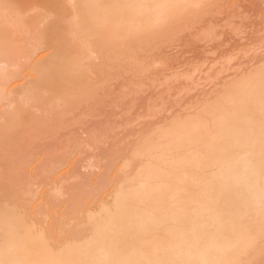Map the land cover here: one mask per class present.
Here are the masks:
<instances>
[{"label":"bare ground","instance_id":"6f19581e","mask_svg":"<svg viewBox=\"0 0 264 264\" xmlns=\"http://www.w3.org/2000/svg\"><path fill=\"white\" fill-rule=\"evenodd\" d=\"M12 1L0 0V105L3 104L2 106L5 105L4 107L7 108L4 114L0 115V119H3L0 125V137H4L6 132H17L20 121L24 119L28 110L25 107H34L37 111L55 114L57 118L70 112L69 108H72L73 106H70L75 102L74 100L70 103V97L74 95L76 96L74 99L78 101V98L83 99L82 96L89 91L87 83L85 85L82 78L89 70L94 71L95 63L91 65L92 61H90L92 58L95 59L94 54L99 58L102 55L106 56L108 58L106 60L101 58L105 62H109V58L117 59L122 45L123 50L130 46L131 51L132 42L138 40L136 43L141 44L142 38L148 33L149 35L158 33L160 25L165 22L174 20L175 23V17L193 7V4L197 6L199 2V0H73L74 14L72 21L70 19V25L68 24L70 28L67 30L72 33L75 45L63 50L55 48L58 49V58L55 57L53 63L47 61V64L44 61L32 65L31 72L36 74L34 75L36 84L28 89L20 85L21 87L10 91L9 88L14 82L22 80L21 74L25 66L22 65L31 60L34 50L38 49L34 48L38 45L36 38L40 33L36 23L38 19L41 20V17L35 15L25 16V11L15 5L18 0L13 1L14 3ZM32 28H37L33 30L35 31L33 34L36 35L34 38L36 45L32 42L33 35L31 34L32 37L28 35L32 32ZM130 42L131 45L128 44ZM261 69L263 72L264 68ZM251 77L250 75L249 78ZM258 78L260 77H257V82L260 80ZM249 83L252 84H247L250 86L245 87L244 83H235L244 87L240 89L234 87L235 92L229 86L231 91L225 98H227L226 103H233L231 118L223 112L226 109L223 110L221 107L217 109L219 111L222 109L220 112H223L226 118L219 119L218 116L223 115L222 113L214 114L211 112L213 109L210 110L211 113L206 110L210 116L204 121L208 120V122H197L202 121L203 114L201 120L195 121V116L184 124L183 120L181 122L179 119L180 124L183 125L182 128L177 126L178 130L180 128L181 130L179 133L176 130L177 136H175L172 129L179 123L176 119L174 127L161 132L160 136L158 135L160 139L169 137L167 142L165 141L168 143L167 149L177 154L170 159L166 157L168 158L167 162L165 161L166 165L162 163L164 159L157 160L158 157L151 160L146 167L141 164L140 168H143L138 167L133 177L127 179L131 180L129 183H137L136 186L134 185L135 188L129 190L128 187L131 188V185L126 183L125 190H129L128 192L123 191L124 188L117 187L119 190L116 189L111 204L102 203L98 208L100 211L96 210L99 211L97 214L93 215L96 211H92V215L89 216L86 214L89 230L87 233L84 232L88 234L83 237L84 239L68 236L70 234L64 235L54 248L49 242V231L43 232L42 226L38 231L40 224L34 223L33 216L28 215L29 213L23 216V213L19 214L20 212L16 211L15 206L8 207L12 204H7L5 201L6 206L1 203L3 200L0 201V264L245 263L240 262L242 260L240 255H246L244 253L255 248L258 250L260 244L256 245L257 239L264 238V225L256 228L257 225L254 223L252 226L253 220L258 221L259 224L264 218V122H262L264 120L260 121L258 117L262 115L261 112L264 113L262 111L264 97L261 95L253 101L254 104H250L255 94L253 92L254 94L250 95L251 89L255 90L254 87L257 84L259 86V82ZM261 84L264 86V80ZM258 86L257 92L262 87L258 88ZM262 91L260 89L259 94H262ZM256 95L258 94L254 96ZM220 97L223 98L224 95ZM222 98L219 100L221 106L225 104L221 102L224 100ZM240 101L244 104L241 105ZM239 104L241 106L247 104L246 110L245 106L242 107L245 114L241 113ZM232 106L230 104L227 110ZM256 108L260 111L257 116V113L250 112L252 110L259 112ZM39 118L43 119L42 116L33 118L32 122L40 126L44 123L42 122L44 119L40 121ZM58 119L61 120L62 117ZM22 127H19V130ZM145 143L143 147L141 145L142 148L152 145ZM158 147L155 148V152L158 151ZM161 148L163 149V144L160 150ZM183 149L190 151V154L182 153ZM150 152L153 155L152 151ZM145 153L147 151H142V155ZM161 153L163 155V152ZM140 155L139 158L142 157ZM162 155H159L160 158ZM149 158L151 156H148ZM144 163L148 164V162ZM17 168L11 171L16 173L19 170ZM207 168H211L212 171L206 173ZM252 213L253 217L259 215V219L251 220L249 217ZM255 250L252 251L254 254H256Z\"/></svg>","mask_w":264,"mask_h":264},{"label":"rangeland","instance_id":"374dc122","mask_svg":"<svg viewBox=\"0 0 264 264\" xmlns=\"http://www.w3.org/2000/svg\"><path fill=\"white\" fill-rule=\"evenodd\" d=\"M201 1L199 0L197 6L193 4L191 9L188 8L175 17V23L174 20L169 21L170 23L165 22V25H162L165 27L160 25L158 33H150V35L148 33L142 38L141 44L136 43L138 40L134 41L135 43L132 42L131 51V47L127 46L131 45V42L126 45L127 49L123 50L122 45V49H118L122 53L118 51L117 59L116 57L109 58L110 61L105 62L103 59H108L106 56L102 55L103 59H101L94 54L96 60L94 58L90 60L93 63L91 65L95 63L94 71L89 70L82 78L84 84L87 83L85 85L89 87H87L89 91L82 96L83 99L78 98V101L74 99L76 96L70 97V103L74 100L76 103L71 104L70 107L74 108H69L71 111L63 115L64 117H58L60 119L62 117L61 120L55 114L37 111L34 107L28 106L25 107L28 110L25 112L24 119L20 121L17 132H6L4 137H0V172L3 173H0V188L2 189L0 190V201L3 200L1 203L4 205L6 202L12 204L8 207L15 206L16 211L18 210L19 214L23 213V216L28 213L33 216L35 219L33 222L40 224L38 231L42 229H40L41 226L44 229L43 232L49 231V242L54 248L57 247V241L64 235L70 234L68 236H76L75 238L79 237L80 240L88 235L86 234L89 230V225L86 224L87 216L92 215L96 210L100 211L98 208L102 203L111 204L116 189L124 188L123 191L128 192L135 188L137 183L132 180L135 183L131 182V184L129 183L131 180L127 179L133 177L140 166L146 167L151 160L157 157V160L164 159L160 162L166 165L168 158L177 154L167 149L166 140L169 137L166 139L159 137L161 132L174 127L176 119L177 123L180 119L184 124L195 116L194 119L197 121L203 114L202 121H197L203 122L205 118H209L211 112L223 115L225 112L228 118H231L233 114L230 112L234 110L233 103H226L227 98H225L230 93L229 91L234 87L240 89L250 86L252 83L249 82H259V86L264 88L261 84L264 80V70L261 71V68H264V0ZM72 2L74 1H17L15 5L25 11V16L35 15L41 17L42 21L38 19L36 23L40 32L37 38L33 34L35 32L33 30L37 28H32V32L28 34L31 37L33 35L32 42L36 38L38 45L36 41L33 44L36 43L38 47L34 48L38 49L34 50L31 60H24L26 62L22 65H25L24 69L22 67L24 72L21 71L22 80L11 84L10 91L21 86L28 89L36 84V74L31 72L32 65L44 63V61L53 63L58 58V49L55 50V48L63 50L75 45L72 33L67 30L70 28L75 9ZM166 25H168V30ZM146 37L148 38L145 39ZM50 45H52L51 48ZM84 62L88 63V61ZM250 75L251 78H249ZM257 77H260L258 82ZM238 82L244 83V87L235 84ZM257 86L254 87L255 90L251 89L252 92L249 91L250 95L253 92L259 95L254 96L253 93L250 104H254L253 101L261 95L264 97V89L258 86L263 90L262 94H259L260 89L257 88V92ZM233 91L235 92L236 89ZM223 95V98L220 97ZM219 97L224 99L221 101L225 102L222 106ZM226 104H229L228 106L231 104L232 109L227 110L228 106L223 107ZM2 105H0V115H3L7 109L5 105ZM244 106L246 110L247 104ZM244 106L240 107L241 113L245 111L244 108L242 109ZM221 107L226 110L220 112L222 109L219 111L217 108ZM249 107L254 109L253 106L249 105ZM211 109L219 112H210ZM254 110L250 112L257 113L256 116L259 115L260 111ZM260 114H262L258 116L260 121L264 120V113ZM223 115H219L218 118H224L225 115ZM41 116L44 123L40 126L32 122L33 118L37 119ZM187 118L189 119L186 120ZM181 122L172 129L173 135L177 136L176 133L181 130L183 125L180 124ZM1 123L3 119H0V125ZM32 125H35L34 128ZM21 126L23 130L22 128L19 130ZM177 126L181 127L180 130ZM144 143L152 144L151 148L146 145V148H142ZM161 143L163 149L160 150ZM156 146L158 147L157 153L155 152ZM183 150H181L182 153L190 154L187 149ZM142 151H147V153L142 155ZM161 152L168 156L165 154L164 157ZM148 153L150 154L146 155ZM158 154L162 155L161 158ZM139 155L142 157L139 158ZM144 156L145 158L147 156V160ZM148 156L151 158L148 159ZM14 168L19 169L20 172L18 173L19 170L16 173L11 171ZM211 171V168H207L205 172ZM14 174L17 176L14 177ZM125 183L131 185V188L128 187L129 190H125L127 189ZM88 211L91 212L88 213ZM99 211L94 212L93 215ZM86 214L88 215L85 216ZM251 216L253 217V213L249 217L251 220L259 219V215H254L253 218ZM260 221L259 225L258 221L253 220L252 226L256 223V228L263 227L264 218ZM79 224L83 226L79 227ZM259 239L256 244H260L258 250L253 249L256 254L252 250L244 253L247 256L240 255V260H242L239 261L245 262L242 264H264V238Z\"/></svg>","mask_w":264,"mask_h":264}]
</instances>
